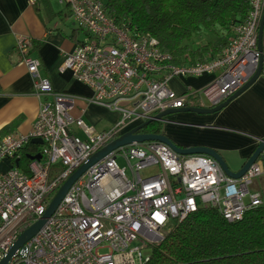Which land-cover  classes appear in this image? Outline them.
<instances>
[{"label": "built area", "instance_id": "1", "mask_svg": "<svg viewBox=\"0 0 264 264\" xmlns=\"http://www.w3.org/2000/svg\"><path fill=\"white\" fill-rule=\"evenodd\" d=\"M62 2L87 39L62 56L58 73L90 88L91 103L116 113L118 120L110 130L95 132L72 118L74 97L52 91L31 56L32 39H17L15 48L33 80V93L43 101L29 135L0 138V164H11L0 172V262L18 236L41 218L62 184L114 139L165 111L198 106L201 97L210 108L222 104L260 63L259 78L264 76V54L257 44L264 0H250L246 19L217 58L183 66L171 65L154 38L118 27L101 2ZM211 74L213 82L194 95L177 94L169 86L172 80ZM32 140L41 141L32 154L40 160H29L24 172L14 162ZM118 161L126 164L129 178ZM151 167L158 172L142 178ZM262 175L259 159L240 178L231 179L208 156H179L155 142L119 147L78 178L7 264H147V251L161 243L166 230L200 209L214 208L226 222L235 223L263 206L261 194L249 190Z\"/></svg>", "mask_w": 264, "mask_h": 264}, {"label": "crops", "instance_id": "2", "mask_svg": "<svg viewBox=\"0 0 264 264\" xmlns=\"http://www.w3.org/2000/svg\"><path fill=\"white\" fill-rule=\"evenodd\" d=\"M62 4L65 3L60 0L59 5ZM65 7L55 8L51 0H35L34 5L27 0H0V136L14 122L16 125L8 135H29L43 101L34 95L33 80L15 48L17 39L22 37L32 39L31 56L39 61V73L49 81L52 91L74 97L72 118L82 120L95 132H105L116 124V113L91 103L90 88L69 75L58 73L62 56L83 42L79 31L87 37L73 25L66 4ZM261 46L264 54V25ZM214 77L212 74L185 77L172 80L169 86L177 94L194 95L212 83ZM195 107L210 108L205 100ZM75 132L82 137L80 131ZM160 134L180 148L213 150L231 172H238L257 147L258 140L264 138V76L220 112L175 113L161 123Z\"/></svg>", "mask_w": 264, "mask_h": 264}, {"label": "trees", "instance_id": "3", "mask_svg": "<svg viewBox=\"0 0 264 264\" xmlns=\"http://www.w3.org/2000/svg\"><path fill=\"white\" fill-rule=\"evenodd\" d=\"M97 1L118 27L154 38L176 66L217 58L250 8V0ZM208 35L212 39L206 40ZM15 125L4 128L0 138ZM140 132L158 135L161 123L152 122ZM38 149L27 144L20 151L22 171ZM147 264H264V205L235 223L226 222L214 208L200 209L166 230L161 243L150 248Z\"/></svg>", "mask_w": 264, "mask_h": 264}, {"label": "water", "instance_id": "4", "mask_svg": "<svg viewBox=\"0 0 264 264\" xmlns=\"http://www.w3.org/2000/svg\"><path fill=\"white\" fill-rule=\"evenodd\" d=\"M263 25H264V11L263 15L259 24L258 28V35H257V44H258V50L262 52V31H263ZM263 53V52H262ZM261 72V63L259 64L258 69L256 70L255 74L232 96H230L227 100H225L222 104L211 107V108H199V107H188V108H182V109H171L168 111H165L163 113H160L156 115L153 120H148L144 122L143 124L129 130L128 132L122 134L118 138L114 139L112 142H110L108 145L100 149L98 152H96L94 155H92L84 164H82L59 188V190L56 192V194L53 196L51 201L49 202L45 212L41 216L40 219H38L34 224H32L29 228H27L25 231H23L17 238V240L14 242V244L11 246L9 251L7 252L6 256L2 259L0 264H7L9 260L14 256L16 251H18L20 248L23 247V245L29 241L45 224V222L53 215L54 211L56 210L57 206L63 199L66 192L70 189V187L78 180V178L94 163L100 161L103 157H105L110 152L116 150L119 147H123L130 144H142V143H162L166 146H168L174 153H176L179 156H191V155H203L208 156L212 158L220 167L222 172L231 179H238L240 178L246 170L256 161L260 160L264 164V138L258 140L257 147L251 154V156L246 160L242 168L236 172L233 173L229 170L227 164L223 160V158L216 153L213 150H209L206 148L201 147H193V148H180L179 146L174 145L169 139L164 137L161 134H143L140 133V131L147 126L148 124L152 122H165V117L169 115H173L179 111L186 112V113H193L197 115H212L217 112H220L223 110L232 100H234L236 97H238L240 94H242L245 90H247L251 85H253L259 78ZM32 145H41L40 140H32L30 142ZM29 160H40V156H32L28 158ZM15 165L18 164V160H15ZM11 168V164L9 161H3L0 164V172L5 173Z\"/></svg>", "mask_w": 264, "mask_h": 264}, {"label": "rangeland", "instance_id": "5", "mask_svg": "<svg viewBox=\"0 0 264 264\" xmlns=\"http://www.w3.org/2000/svg\"><path fill=\"white\" fill-rule=\"evenodd\" d=\"M59 1H60V0H51V3H52V5H53L55 8H57L58 6L61 7V8H63V9L66 8V7H65V4L59 5ZM79 37H80V38H83V39H84L83 41H85V40L87 39V37H86L83 33H81L80 31H79ZM210 39H212V36H211V35H208V37L206 38V40H210ZM204 40H205V37L203 38L202 42H204ZM261 77H262V76H261ZM201 99H202V101H204V100L206 101V99L203 98V97H201ZM206 102H207V101H206ZM202 103H203V102H202ZM173 115H174V114H173ZM170 117H172V115H169V116L165 117L164 121L166 122ZM118 166H119V168H121V169H122V168L125 169V174H126V176L129 178V177H130V174H129V171H128V169H127L126 164H125L124 162H122V161H118ZM21 168H22V167H20L19 169H21ZM157 172H158V168H157V167H151V168H149L148 170H146V171H144L143 173H141V177H142V178H145V177L148 176L150 173L156 174ZM249 190H250L251 192H259V193L261 194L262 198H263V201H264V175L255 178V179L253 180V183H252V185L250 186ZM147 253H149V250L147 251Z\"/></svg>", "mask_w": 264, "mask_h": 264}, {"label": "flooded vegetation", "instance_id": "6", "mask_svg": "<svg viewBox=\"0 0 264 264\" xmlns=\"http://www.w3.org/2000/svg\"><path fill=\"white\" fill-rule=\"evenodd\" d=\"M141 133V132H140Z\"/></svg>", "mask_w": 264, "mask_h": 264}]
</instances>
